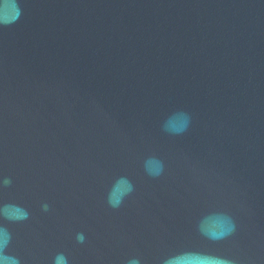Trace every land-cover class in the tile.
Wrapping results in <instances>:
<instances>
[{
    "label": "water",
    "instance_id": "95a60500",
    "mask_svg": "<svg viewBox=\"0 0 264 264\" xmlns=\"http://www.w3.org/2000/svg\"><path fill=\"white\" fill-rule=\"evenodd\" d=\"M0 264H264V0H0Z\"/></svg>",
    "mask_w": 264,
    "mask_h": 264
}]
</instances>
